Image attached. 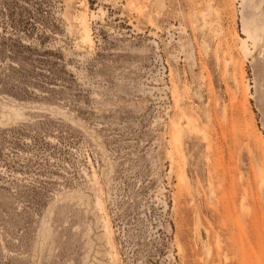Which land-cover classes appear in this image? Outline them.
<instances>
[{
    "label": "rangeland",
    "instance_id": "rangeland-1",
    "mask_svg": "<svg viewBox=\"0 0 264 264\" xmlns=\"http://www.w3.org/2000/svg\"><path fill=\"white\" fill-rule=\"evenodd\" d=\"M263 177L264 0H0V264H264Z\"/></svg>",
    "mask_w": 264,
    "mask_h": 264
},
{
    "label": "bare ground",
    "instance_id": "bare-ground-1",
    "mask_svg": "<svg viewBox=\"0 0 264 264\" xmlns=\"http://www.w3.org/2000/svg\"><path fill=\"white\" fill-rule=\"evenodd\" d=\"M79 22H80V25L81 26H83V28H84V36H83V39L84 40H87L88 42H91V37H90V35H89V32L87 31V29L85 28V26H86V20H85V18L84 17H81L80 19H79ZM242 44H243V48H244V53L246 54L248 51V49H247V44H246V42L245 41H243L242 42ZM186 119H187V121H189L190 122V118H189V116H187L186 117ZM174 127L176 128V130H179V132H178V135H181V133H182V126H181V124H180V122H174ZM179 127V128H178ZM194 128V127H193ZM195 129V128H194ZM203 131V130H202ZM200 132V131H199ZM198 133V132H197ZM196 133V134H197ZM203 133V132H202ZM206 138V137H205ZM178 137L176 136L175 137V141H177V143L179 142L178 141ZM206 141V140H205ZM208 146V145H207ZM171 159H173V157L171 156ZM208 159V158H207ZM208 162V161H207ZM210 175V174H209ZM182 176V175H181ZM263 180H264V177H263ZM261 181L262 182V186H263V189H264V181ZM210 182V181H209ZM260 184V183H259ZM213 185V184H212ZM215 193V192H214ZM247 194V193H246ZM262 195H263V192H262ZM264 197V196H263ZM243 198H244V196H243ZM107 221V220H106ZM108 222V221H107ZM106 229H107V232H108V234L110 233V229H109V225L108 224H106ZM209 247V246H208ZM207 247V249H209ZM206 249V248H205ZM206 251V250H205ZM209 251V250H208ZM208 258V257H207Z\"/></svg>",
    "mask_w": 264,
    "mask_h": 264
}]
</instances>
